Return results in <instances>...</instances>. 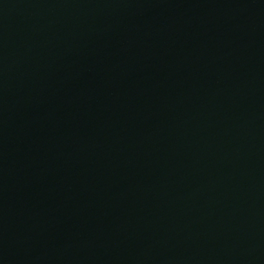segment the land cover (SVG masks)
I'll use <instances>...</instances> for the list:
<instances>
[{
  "label": "water",
  "instance_id": "water-1",
  "mask_svg": "<svg viewBox=\"0 0 264 264\" xmlns=\"http://www.w3.org/2000/svg\"><path fill=\"white\" fill-rule=\"evenodd\" d=\"M0 264H264V0H0Z\"/></svg>",
  "mask_w": 264,
  "mask_h": 264
}]
</instances>
